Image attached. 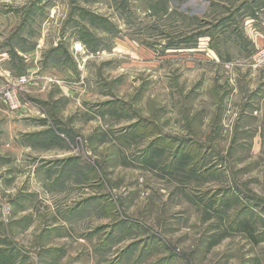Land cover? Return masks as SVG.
Listing matches in <instances>:
<instances>
[{
    "label": "rangeland",
    "instance_id": "1",
    "mask_svg": "<svg viewBox=\"0 0 264 264\" xmlns=\"http://www.w3.org/2000/svg\"><path fill=\"white\" fill-rule=\"evenodd\" d=\"M12 2L0 264H264V0Z\"/></svg>",
    "mask_w": 264,
    "mask_h": 264
},
{
    "label": "crops",
    "instance_id": "2",
    "mask_svg": "<svg viewBox=\"0 0 264 264\" xmlns=\"http://www.w3.org/2000/svg\"><path fill=\"white\" fill-rule=\"evenodd\" d=\"M3 4H0V10H2V9H4V10H6V12L9 10H11L12 11V8H19V9H23V7H22V5L20 6V7H16V6H14L13 4H15V3H13L12 2V0H3ZM6 2V3H5ZM6 6V7H5ZM2 8V9H1ZM26 9V8H25ZM16 11H19V10H16ZM21 12H22V10H21ZM20 20H19V22L17 21V23L15 24V27L16 28H18V30L17 31H15V32H13V33H16L15 35H14V37L12 38V36H13V33H8L9 31H7V29L9 28V26L11 25V20H10V15L8 14V15H4V16H2L1 14H0V32L2 31V32H4V35H6V38L5 39H3L2 40V38H0L2 41H5V40H8V41H6V43L4 44L3 43V45L2 46H0V64L1 63H3L4 62V65H5V67H9V65H10V69H11V65H12V60H11V56H9L10 54H9V52H10V46H9V40H11V39H28V37H27V32H26V30H27V28H28V24L27 23H22L21 24V16H19L18 17ZM10 20V21H8V20ZM23 21V20H22ZM24 22V21H23ZM10 28H12V26H10ZM26 29V30H25ZM15 30V29H14ZM11 34V36H9ZM260 39H262V38H260ZM1 41V42H2ZM0 42V43H1ZM34 53V50L33 49H31L30 51H27V48H23L22 50H20V54L22 55V58L25 60V64H27L28 63V61H27V58H26V56H28V55H30V54H33ZM19 54V53H18ZM15 71V70H14ZM29 71H30V68L28 67L27 68V72L29 73ZM12 72L11 71H6L5 70V72H4V74H6L5 76L8 78V77H10V76H12V74H11ZM28 73H26V74H28ZM3 74V75H4ZM23 74V73H22ZM53 74V73H52ZM6 105V104H5ZM6 107H7V105H6ZM5 107V108H6ZM7 109H9V108H7Z\"/></svg>",
    "mask_w": 264,
    "mask_h": 264
},
{
    "label": "built area",
    "instance_id": "3",
    "mask_svg": "<svg viewBox=\"0 0 264 264\" xmlns=\"http://www.w3.org/2000/svg\"><path fill=\"white\" fill-rule=\"evenodd\" d=\"M84 47L85 46L81 42H77L73 50L76 53H81L84 51ZM252 65L254 68H264V48L253 55ZM29 81L30 78L26 73L14 77L10 76L8 78L7 87L2 89L1 95L9 109L16 111L21 107L22 101L19 95L22 89L29 85Z\"/></svg>",
    "mask_w": 264,
    "mask_h": 264
},
{
    "label": "trees",
    "instance_id": "4",
    "mask_svg": "<svg viewBox=\"0 0 264 264\" xmlns=\"http://www.w3.org/2000/svg\"><path fill=\"white\" fill-rule=\"evenodd\" d=\"M23 24H24V23H23ZM85 34H87L88 39L91 38L90 34H88V33H85ZM62 50H63L62 48L58 47V48H56V49L53 51V54H56V57H57V56H60V55L62 54ZM56 57H54L53 55H51V56H47L46 58H48V59H52V61L54 62V60L56 59ZM243 227L246 228V227H248V225L245 224V225H243ZM249 228H250V227H249ZM247 229H248V228H247ZM247 232H249V231H247Z\"/></svg>",
    "mask_w": 264,
    "mask_h": 264
}]
</instances>
